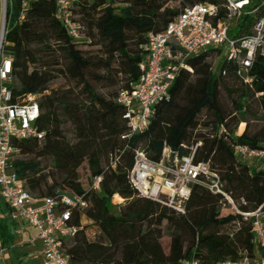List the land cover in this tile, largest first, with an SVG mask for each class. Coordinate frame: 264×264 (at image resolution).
<instances>
[{
    "label": "trees",
    "instance_id": "16d2710c",
    "mask_svg": "<svg viewBox=\"0 0 264 264\" xmlns=\"http://www.w3.org/2000/svg\"><path fill=\"white\" fill-rule=\"evenodd\" d=\"M13 1L7 52L17 81L14 93L39 95L38 124L46 132L43 140L20 142L13 166L35 195L67 191L89 201L86 210L75 214L77 225L86 223L67 245L72 263L181 264L195 258L200 264H220L239 260L246 252L252 256L257 249L252 220L223 195L194 183L182 213L140 195L129 173L136 150L159 161L168 147L179 157L193 155L194 164L210 163L237 208L256 209L264 201V167L238 157L235 146L264 149V57L255 59L248 84L227 60L214 70L211 55H221L220 48L192 55L174 81L170 98L155 106L150 125L131 134L119 92L139 80L149 32L165 29L180 8L166 5L167 0H77L75 12L86 34L77 41L57 19L53 1L27 0L24 9V0ZM205 1L182 0L181 8ZM60 77L66 83L54 87ZM228 79L240 86H230ZM98 87L112 89L103 94ZM223 89L230 96L238 93L232 111L222 102ZM254 103L258 114L253 113ZM203 113L208 120L201 121ZM250 116L256 118L254 128ZM241 123L245 128L237 134ZM201 128L209 133L198 131ZM46 157L52 161L48 171L40 161ZM82 161L88 163L89 187L76 171ZM99 176L100 188L95 189ZM117 195L125 202L114 204ZM3 208L0 238L9 246L15 237ZM90 224L98 227L92 239L87 234ZM166 231L168 251L161 243Z\"/></svg>",
    "mask_w": 264,
    "mask_h": 264
},
{
    "label": "built area",
    "instance_id": "2783aa9c",
    "mask_svg": "<svg viewBox=\"0 0 264 264\" xmlns=\"http://www.w3.org/2000/svg\"><path fill=\"white\" fill-rule=\"evenodd\" d=\"M56 6V17L73 40L85 38V25L77 19V0H51ZM28 1L22 2V9ZM13 0H1L0 24V199L8 207L6 216L14 222L25 221L36 229L29 242L40 245L41 259L35 264H73L67 245L81 225L74 222L75 214L86 210L89 201L84 195L64 191L54 196L40 197L31 193L18 176L13 163L21 153L20 142L26 139L43 140L40 128L39 95H16L12 56L7 52L8 15L13 12ZM22 11L21 18H24ZM220 48L226 60L237 67V75L245 83H252L250 75L255 59L264 57V0H207L180 8L178 14L159 32L148 34V54L140 63L141 75L130 89H122L118 102L126 108L125 118L131 134L142 132L150 123L155 106L170 98V89L179 72L188 68L186 60L206 49ZM245 123H241V125ZM239 126V129H240ZM237 134H239L237 132ZM125 136H123L124 138ZM235 153L245 160H253L264 167V149L236 145ZM193 155L179 157L165 147L159 161L150 159L142 149L136 150L129 178L140 195L185 212V201L194 183L223 195L246 219H251L257 249L247 252L239 260H225L220 264H264V201L253 211L242 212L226 192L220 175L210 163L194 164ZM113 167L116 165L113 163ZM102 177L94 181L100 188ZM119 198V201L116 199ZM125 199L113 198L114 204ZM245 204V199H242ZM26 243L25 239L19 242ZM9 247L0 238V264L6 263ZM181 264H200L195 258Z\"/></svg>",
    "mask_w": 264,
    "mask_h": 264
},
{
    "label": "rangeland",
    "instance_id": "374dc122",
    "mask_svg": "<svg viewBox=\"0 0 264 264\" xmlns=\"http://www.w3.org/2000/svg\"><path fill=\"white\" fill-rule=\"evenodd\" d=\"M181 3L182 0H167L166 1V5L173 7V8H181ZM1 19H2V14H1V0H0V24H1ZM86 48V47H85ZM91 47H87V49H90ZM91 49H95V48H91ZM226 60V52L223 51V53H221V55H216L213 54L211 55V61L213 63V68L214 70H218L220 65H222V63ZM114 71H117V68L114 69ZM227 82L229 83L230 86H233L234 88L240 86V83H235V81H233L232 79H228ZM66 82L60 77L58 78L55 83H54V87L58 86V85H62L65 84ZM112 88H104V87H98V91L100 93L106 94L108 91H110ZM238 99V93L235 94L234 96H230L229 93L223 89L222 90V102L223 104L229 109V110H233L234 106H233V100ZM253 113L254 114H258L259 113V107L257 103H254L253 105ZM208 114L203 113V115L201 116V121H206L208 120L207 117ZM249 121L251 124V127L254 128L257 125V121L256 118L253 116L249 117ZM244 124L240 126V129L238 130V133L240 134L242 132V130L244 129ZM198 131H202L203 133H209V130L207 128H201ZM69 135H71L70 133H67ZM25 158H30V157H25ZM41 165L43 167V169L45 171L51 170L52 169V161L50 158L46 157V158H41ZM248 162L251 165H254L258 163L256 161L253 160H248ZM76 171L79 174L83 184L85 187H89L90 184V171H89V167H88V163L86 161H82L80 162L77 166H76ZM116 201H119V198L116 199ZM2 207H5V204L2 203L1 201V205ZM98 232V227L94 226L93 224L89 225V228L87 229V234L88 237L90 239H92L94 237V234ZM161 243L163 248L165 249V251L169 250V244H170V238L168 236V233L166 231V235L161 239ZM16 252H20L23 253L25 250H23V248H17L15 249ZM17 260V259H16ZM35 260L32 257H25L24 255H22V257L20 258V260H17L16 262L14 261L13 264H34Z\"/></svg>",
    "mask_w": 264,
    "mask_h": 264
},
{
    "label": "crops",
    "instance_id": "0c3cea01",
    "mask_svg": "<svg viewBox=\"0 0 264 264\" xmlns=\"http://www.w3.org/2000/svg\"><path fill=\"white\" fill-rule=\"evenodd\" d=\"M1 201L2 200L0 199V205H1ZM3 209H5V212L7 214L9 210L8 207L5 206ZM10 223H11V232L12 234H14L15 238L12 244L7 246L9 247V249L6 253V263L13 264L14 261L16 262L17 260H20L22 255H24L25 257H32L36 263L38 260L41 259L40 245L38 243H31L28 241L31 236L36 234V229L28 225L25 221H17V222L12 221ZM21 239L26 240V243L24 245H21L19 243L21 242ZM17 248H23V250L25 251L20 255L21 251L19 252L15 251V249Z\"/></svg>",
    "mask_w": 264,
    "mask_h": 264
}]
</instances>
